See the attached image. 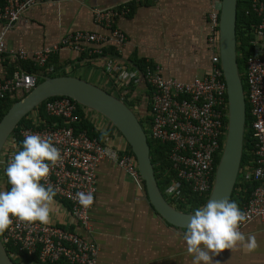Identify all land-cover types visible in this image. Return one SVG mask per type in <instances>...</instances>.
Returning a JSON list of instances; mask_svg holds the SVG:
<instances>
[{
    "label": "built area",
    "instance_id": "obj_1",
    "mask_svg": "<svg viewBox=\"0 0 264 264\" xmlns=\"http://www.w3.org/2000/svg\"><path fill=\"white\" fill-rule=\"evenodd\" d=\"M45 0H6L0 8V62L8 53L11 58L21 61L33 60L44 67L57 52L73 49L89 57L102 54L99 45L107 39L102 35L88 31L68 33L58 44L36 52L32 57L23 51H7L6 37L10 29L18 22L22 14ZM254 11L260 18L255 27L252 41L254 53L246 65V102L250 103L252 121L250 128L255 139V163L253 169L241 170L239 182L252 180L255 188L242 211L248 220L241 231L252 221L264 222V0H250ZM128 8H104L95 13V21L111 29L112 37L118 44L124 45L126 36L115 28L116 19L128 14ZM220 11L211 14L214 34L212 45L217 54L212 58L211 71L191 82H181L163 75L162 69L149 64L143 77L152 88L148 98L149 114L152 118L149 126V140L169 144V159L177 174V181L170 185L166 193L170 197L180 196V186L184 184L198 196L211 193L217 159L223 153L227 134L228 97L227 85L221 68L218 50V23ZM32 58V59H31ZM118 80L126 86L137 82V71L117 69ZM38 84L37 75L15 73L11 78H0V101L19 91L29 93ZM78 104L69 97L50 98L44 102L45 113L49 117L60 119L46 123L35 109L27 117L32 127H21L13 132L0 155V191L10 190L11 185L5 174L7 162L14 152L22 150V142L27 134L50 136L63 157L62 163L50 171L49 182L58 190L56 198L68 201L74 220L82 232L92 230L91 211L96 203L97 169L105 160L117 163L128 175L139 178L135 156L130 154L129 145L118 130L108 121L94 112L85 109L87 117L95 122L102 131L107 132L103 142L91 138L86 130H78L80 122ZM92 192L94 203L90 209H84L75 199L77 192ZM188 205V204H187ZM190 206V205H189ZM62 227L51 221L48 225L39 223L29 225L14 221L10 231L2 237L5 247L10 246L28 257L37 255L38 260L30 264H97V245L80 232ZM17 252L10 254L12 259L20 258Z\"/></svg>",
    "mask_w": 264,
    "mask_h": 264
},
{
    "label": "crops",
    "instance_id": "obj_2",
    "mask_svg": "<svg viewBox=\"0 0 264 264\" xmlns=\"http://www.w3.org/2000/svg\"><path fill=\"white\" fill-rule=\"evenodd\" d=\"M220 6L221 0H45L22 14L9 30L6 46L8 52L23 50L32 57L71 32L102 35L107 39L98 46L102 54L89 57L70 48L54 54L51 62L60 72H72L118 96L146 119L150 117V87L136 68L138 62H151L162 69L165 77L181 82L207 75L217 54L211 41V14L220 11ZM124 7L130 12L115 22V28L126 36V42L120 45L110 28L96 23L95 13ZM2 26L0 23V30ZM24 62L27 61L7 53L0 62V78L12 77L10 72H25ZM117 69L136 70L137 82L124 85L118 80ZM97 186L92 230L82 232L78 228L68 201L54 197L50 214L51 221L80 230L97 245V264H192L183 240L186 230L169 225L155 212L142 179L128 175L114 161L105 160L97 169ZM242 232L245 236L255 235L259 245L256 251L225 250L214 261L264 264V222L256 219Z\"/></svg>",
    "mask_w": 264,
    "mask_h": 264
},
{
    "label": "water",
    "instance_id": "obj_3",
    "mask_svg": "<svg viewBox=\"0 0 264 264\" xmlns=\"http://www.w3.org/2000/svg\"><path fill=\"white\" fill-rule=\"evenodd\" d=\"M238 0H221L218 23V50L227 85V134L218 163L209 200H230L239 181L247 131V102L238 67ZM42 82L15 102L0 121V155L20 122L46 100L69 97L110 122L124 137L137 161L150 205L171 226L185 229L193 212H185L170 203L160 190L151 157V145L140 116L124 100L83 78L74 75L56 77L37 75ZM0 236V264H16Z\"/></svg>",
    "mask_w": 264,
    "mask_h": 264
},
{
    "label": "clouds",
    "instance_id": "obj_4",
    "mask_svg": "<svg viewBox=\"0 0 264 264\" xmlns=\"http://www.w3.org/2000/svg\"><path fill=\"white\" fill-rule=\"evenodd\" d=\"M62 160L50 136L25 135L22 150L13 153L5 168L11 188L0 191V236L11 230L14 221L45 226L51 223L58 190L49 182V175ZM75 199L86 210L94 203L90 191L77 192ZM247 220V213L235 201L209 200L206 206L196 208L183 234L192 264H219L213 258L225 250L256 251L259 245L255 235L245 236L241 231Z\"/></svg>",
    "mask_w": 264,
    "mask_h": 264
},
{
    "label": "trees",
    "instance_id": "obj_5",
    "mask_svg": "<svg viewBox=\"0 0 264 264\" xmlns=\"http://www.w3.org/2000/svg\"><path fill=\"white\" fill-rule=\"evenodd\" d=\"M6 0H0V8L4 7ZM260 23V18L258 14L254 11L252 2L250 0H238V10H237V51H238V67L239 71L244 83V77L246 74V65L248 59L254 53V46L252 41L255 38V27ZM103 53V52H102ZM85 54V53H83ZM56 55V54H55ZM87 55V54H86ZM54 56V55H53ZM50 57L49 61L46 63L44 67L38 68L34 65L32 60L22 63V67L26 73H30L33 75H44L50 77L71 75L72 73L60 72L59 69H56L54 62H51L54 58ZM149 63L145 61H139L136 68L142 74L145 73L146 67ZM10 74L13 76L12 72ZM10 75V76H11ZM11 78V77H7ZM246 78V77H245ZM42 78H38V83L42 82ZM247 86L244 84V87ZM150 87V86H149ZM247 87H245L246 89ZM111 93V92H109ZM152 94V88L150 87V94ZM27 93H22L19 95L18 93L14 95H9L0 101V121L3 116L8 112L11 106L25 97ZM148 97V98H149ZM78 106V115L80 116V122L76 125L78 130H86L91 138H97L100 142H103L105 136H103L104 131H102L98 126L95 125V122L87 117L86 108ZM39 111V116L46 123L51 124L54 120H58L60 123L62 121L60 119H55L53 117H49L44 110V103L40 105L37 109ZM145 131L151 125L152 118L147 117L146 119H140ZM252 121V116L250 113V103L247 101V131L245 136V147L244 154L241 164V170H245V168L253 169L256 155H255V139L252 136V131L250 128V124ZM33 123L28 118L25 117L19 124V126L15 129V132L21 127H32ZM147 133V131H146ZM151 145V157L152 162L155 168L156 178L159 183L160 190L164 194V196L168 199V201L174 204L177 208L185 211V212H194L196 208L203 207L209 198V194L204 196H198L193 194L189 188L184 184L180 186V196L179 197H170L167 195L166 191L169 189L170 185L177 181V174L173 170L172 163L169 159L170 155V145L162 144L158 141L149 140ZM130 149V147H129ZM130 154L134 156L130 149ZM220 159H217V163H219ZM143 182V181H142ZM144 184V182H143ZM255 188V183L252 180H243L236 184L235 190L233 192L231 201H235L241 211L244 205L249 201L253 189ZM188 204V205H187ZM190 205V206H189ZM64 227V226H62ZM7 252L12 254L15 249H11L10 246H7ZM20 258L13 259V261L18 264H30L33 261H37L38 257L35 255L34 257H28L26 253L17 252ZM56 264H69L67 262H58Z\"/></svg>",
    "mask_w": 264,
    "mask_h": 264
},
{
    "label": "rangeland",
    "instance_id": "obj_6",
    "mask_svg": "<svg viewBox=\"0 0 264 264\" xmlns=\"http://www.w3.org/2000/svg\"><path fill=\"white\" fill-rule=\"evenodd\" d=\"M71 73H72V72H71ZM244 84H246V78H245V77H244ZM245 87H246V86H245ZM130 106H131V105H130ZM146 127H148L146 131H147V133L149 134V126L146 125ZM18 264H20V263H18Z\"/></svg>",
    "mask_w": 264,
    "mask_h": 264
},
{
    "label": "flooded vegetation",
    "instance_id": "obj_7",
    "mask_svg": "<svg viewBox=\"0 0 264 264\" xmlns=\"http://www.w3.org/2000/svg\"><path fill=\"white\" fill-rule=\"evenodd\" d=\"M5 184H7V185H8V182H5ZM248 225H249V224H248ZM248 225H247V226H248Z\"/></svg>",
    "mask_w": 264,
    "mask_h": 264
}]
</instances>
